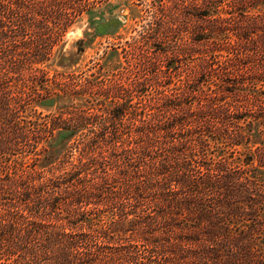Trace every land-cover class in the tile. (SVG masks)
I'll list each match as a JSON object with an SVG mask.
<instances>
[{
	"label": "trees",
	"instance_id": "trees-1",
	"mask_svg": "<svg viewBox=\"0 0 264 264\" xmlns=\"http://www.w3.org/2000/svg\"><path fill=\"white\" fill-rule=\"evenodd\" d=\"M226 1L197 6L189 103L40 122L52 95L34 64L90 11L0 0V264H264V14L248 11L264 0ZM13 59L30 61L29 93ZM128 115L135 136L121 137ZM230 151L238 170L216 162Z\"/></svg>",
	"mask_w": 264,
	"mask_h": 264
},
{
	"label": "rangeland",
	"instance_id": "rangeland-1",
	"mask_svg": "<svg viewBox=\"0 0 264 264\" xmlns=\"http://www.w3.org/2000/svg\"><path fill=\"white\" fill-rule=\"evenodd\" d=\"M85 1L86 11L90 12L60 40H54L46 61L34 64L35 75L44 85L41 92L46 95V88L52 95L50 104L37 110L40 122L69 121L81 112L89 113L101 122L111 121L110 113L123 106L151 114L163 104L189 103L185 101L186 92L195 88L192 68L198 57L189 55L187 50L193 46L192 31L200 26L199 17L204 14L200 6L197 7L200 0ZM230 1L225 2L226 8ZM248 11L259 18L264 14V10ZM232 16L229 18L233 19ZM48 27L56 29L54 24ZM26 41L27 37L18 42L21 54L26 53L23 45ZM14 63L23 66L24 72L22 81L13 85L17 84L16 88L29 93L31 74L27 69L30 61L15 62L13 59L11 67ZM11 75L15 77L13 73ZM135 121L129 115L124 118L125 128L132 127L133 130L121 132V137L135 136ZM232 123L229 121L226 127L220 121L210 124L214 129L232 132L246 127L244 122ZM91 130L99 132V128ZM230 154L231 151L212 157L217 163L237 159L234 166L238 170L243 153H235L231 158ZM261 173L264 177V170Z\"/></svg>",
	"mask_w": 264,
	"mask_h": 264
}]
</instances>
